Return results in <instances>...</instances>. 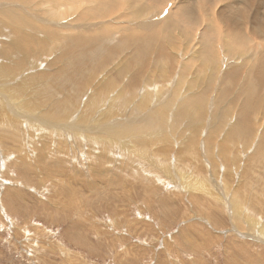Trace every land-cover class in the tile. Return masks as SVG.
Returning a JSON list of instances; mask_svg holds the SVG:
<instances>
[{
	"label": "rangeland",
	"instance_id": "1",
	"mask_svg": "<svg viewBox=\"0 0 264 264\" xmlns=\"http://www.w3.org/2000/svg\"><path fill=\"white\" fill-rule=\"evenodd\" d=\"M160 2L0 0L37 26L0 24V264H264V1ZM73 41L78 91L54 112ZM24 72L52 95L28 104Z\"/></svg>",
	"mask_w": 264,
	"mask_h": 264
},
{
	"label": "bare ground",
	"instance_id": "2",
	"mask_svg": "<svg viewBox=\"0 0 264 264\" xmlns=\"http://www.w3.org/2000/svg\"><path fill=\"white\" fill-rule=\"evenodd\" d=\"M3 1V0H2ZM161 1V2H160ZM169 1H171V0H148V2L150 3V6L148 7V9H150L151 8V6H157L158 4H159V2L161 3V5L163 6V9L166 7L165 5H167V3L169 2ZM248 1V0H247ZM251 2H253L252 4H255L256 2H258V0H250ZM262 1V0H261ZM264 1V0H263ZM6 2H7V0H6ZM51 2H52V0H51ZM56 3V2H55ZM173 3V2H172ZM261 3V2H260ZM259 3V4H260ZM169 4V3H168ZM249 4V3H248ZM247 4V5H248ZM252 4H251V6H252ZM45 5H46V3H45ZM59 5V4H58ZM64 5V4H63ZM247 5H246V7H247ZM262 5V4H261ZM168 6V5H167ZM245 6V5H244ZM15 7V6H14ZM48 7V6H47ZM54 7V6H53ZM52 7V8H53ZM159 7H160V5H159ZM169 7V6H168ZM16 8V7H15ZM13 8V7H9V8H6L5 10H7V11H3V10H1L0 9V24H2V22L4 21V23H6V25H7V27H9V29H10V31H14V32H16L17 34H19V38H23V37H25L24 36V33H25V31H27L28 30V28L27 27H25V28H27L25 31H24V33L22 32V33H20V26L22 25V27H23V25L25 24V25H27V26H29V28L31 27V28H36L35 27V25H34V22L32 23L31 21H29L28 19H26V18H24L23 16H24V12H23V14L21 13V11H20V9H18V8ZM59 8H61V7H59ZM162 8V7H161ZM174 8V7H173ZM51 9V8H50ZM57 9V8H56ZM23 10V9H22ZM53 10H55V9H53ZM167 10V9H166ZM174 10V9H173ZM158 12H159V10H157ZM164 11V10H163ZM244 11H245V9H244ZM165 13H166V11H165ZM194 13V12H193ZM176 15H178L182 20H189V21H194V22H196V23H199L198 21H196L197 19H196V17H194V16H196V14H190L189 13V8H185L184 9V12L182 11V12H179V13H175ZM198 14V13H197ZM27 15V14H26ZM55 14H53L52 13V11L50 12V16L51 17H53ZM202 15V14H201ZM200 15V16H201ZM204 16V15H203ZM203 16H202V19H203ZM27 17V16H26ZM28 18V17H27ZM206 18V17H205ZM232 18V17H231ZM231 18L229 17L228 19H230V21H231ZM257 18L258 17H256V20H257ZM46 19V18H45ZM234 18H232V20H233ZM262 21V20H261ZM260 22V21H259ZM3 23V24H4ZM24 23V24H23ZM61 23V22H60ZM202 24V23H201ZM212 23H210V25H211ZM262 24V23H261ZM260 24V25H261ZM37 25V24H36ZM38 25L40 26V23H38ZM43 25H45V24H43ZM42 25V26H43ZM67 25V24H66ZM208 25H209V23H208ZM213 25V24H212ZM41 26V27H42ZM49 26V25H48ZM63 26V25H62ZM68 26V25H67ZM214 26V25H213ZM44 27H47V26H44ZM69 27V26H68ZM72 27V26H71ZM260 27V26H259ZM263 27V26H262ZM63 28V27H62ZM44 29V28H43ZM65 29V28H64ZM1 30V29H0ZM31 30V29H30ZM38 30V29H37ZM48 29H46V30H44V32H46ZM31 31H33V30H31ZM30 31V32H31ZM35 31V30H34ZM33 31V32H34ZM244 31V30H243ZM65 32H67L66 30H61L60 28L59 29H55V28H52L51 29V32L50 33H57V34H59L60 35V37L61 38H64L65 36H66V39H65V41H64V43H60L59 45H61L62 47H64V49L66 50L67 49V45H66V43L65 42H67L69 39H70V37H71V34H69V33H66V34H64ZM238 32V31H237ZM214 33H217V31H214L213 32V34ZM234 33V35H229L228 36V41L229 42H231L235 47H241V46H243L245 43H247V41L249 40L248 38V36H247V34H242V32H241V34H238V33H235V32H233ZM244 33H246V32H244ZM80 36H82V34L81 33H78ZM259 36H264V28H262V29H260L259 30ZM12 34H11V32H9V31H6V34H4V38H8V40H9V37L11 36ZM214 35H216V34H214ZM249 35V34H248ZM58 37V36H57ZM7 40V41H8ZM34 40V39H33ZM36 40V39H35ZM58 41V40H57ZM78 41V40H77ZM80 41H82V42H84V44L86 45V43H85V41H83V40H80ZM194 41L195 42H197V39H194ZM251 39L249 40V43H247V44H245L246 46L247 45H249L251 42ZM95 42H96V40H93V42L91 43V45H94L95 44ZM198 44H199V46H198ZM198 44H195V45H197V47L198 48H196L195 50L193 49V51L195 52V53H192L193 55H195V56H201V57H204V53L205 52H208L209 50H210V48L208 47V46H202L199 42H198ZM257 45V44H256ZM87 46V45H86ZM72 47H73V49H77V50H79L78 51V54L77 55H75L74 56V59L72 58V60H71V58L70 59H67V60H65L64 62H63V65L64 64H67V66H66V68H67V70H65V71H63L62 69H61V71H58L59 73H61L62 71L65 73L64 74V78H66L65 79V81H67L68 83H71L72 84V91L70 92V93H66V94H61V101H60V99H59V104H58V107H59V110H54V112H56V111H60L61 113H63L64 111H65V109L67 108V109H69L68 107H65V105L67 104V105H69L70 103L72 104L74 101L72 100V98L73 97H75L74 95L75 94H77V91H78V87H77V80L80 78V76L81 75H77L76 76V74H75V77L74 76H72L73 74H71V72H70V70H74L75 68H79V65L81 64L80 62H81V60H82V58H84L85 59V50H84V48L83 47H80V46H78L77 45V43H76V41H73V43H72ZM118 47V46H117ZM220 48V47H219ZM223 48V47H222ZM190 50V49H189ZM223 50V49H222ZM67 51V50H66ZM73 51H76V50H73ZM97 58L98 57H100V56H98V55H95ZM62 59V57H59V58H57V59ZM237 59L238 58V56H235V57H233V59ZM231 59H232V56H231ZM83 61V60H82ZM98 61V60H97ZM50 62L52 63H54V60L53 61H51L50 60ZM99 62V61H98ZM223 62V61H222ZM49 63V62H48ZM51 63H49L48 64V66L51 64ZM254 64V63H253ZM84 65V64H83ZM51 66H53V64L51 65ZM82 66V65H81ZM256 66L258 67V68H261V69H259V70H264V56L263 57H260V59H259V61L258 62H256ZM252 67V66H251ZM62 68V67H61ZM65 68V67H64ZM134 69V68H133ZM258 70V71H259ZM126 71H127V69H126ZM255 71V70H254ZM9 72H10V76H12V75H14L13 73V68L12 69H10L9 70ZM77 72V71H76ZM131 72V71H130ZM260 72V75L262 74L261 73V71H259ZM32 73H34L33 71H32ZM136 73H138V72H136ZM256 73V72H255ZM264 73V72H263ZM63 74V73H62ZM246 74H247V72H246ZM257 74V73H256ZM38 74H36V76H35V74H32V75H30V74H26V76H25V72H24V76H23V84L22 85H26V88H28V87H30V92H31V94H30V98H31V100L29 101V99H27V103L28 104H33L34 103V101L37 99V97L39 96V95H41V96H46V95H52V93L51 92H49L48 90V86H44L43 88H39L38 87V85L39 84H41L42 82L41 81H37V80H35L34 78H39V76H37ZM69 76V77H68ZM58 77H60V75L58 76ZM137 76L135 75V78H136ZM15 78L16 77H13V79L15 80ZM33 79L34 81H26V79ZM64 78H61V79H64ZM138 78V77H137ZM232 78V77H231ZM13 79H12V81H13ZM245 79V78H244ZM264 80V79H263ZM17 81V80H16ZM19 81V80H18ZM11 81H9L8 83H10ZM18 86L17 87H19V85L21 84V83H16ZM15 85V84H14ZM32 87V88H31ZM11 88V87H10ZM24 88V87H23ZM26 88H24L25 90H26ZM61 88H63V87H61ZM238 89V88H237ZM17 91V90H16ZM15 91V92H16ZM21 92V91H20ZM24 92V91H23ZM69 94H72V95H69ZM23 95V94H22ZM262 96V95H261ZM197 97V96H196ZM195 98V97H194ZM39 99H41V98H39ZM196 99H198V97L196 98ZM248 99V98H247ZM202 100V99H201ZM250 100H252V99H250ZM257 102L256 103H262L263 102V100H264V97H260L259 99L258 98H256L255 99ZM3 101V100H2ZM193 101V100H192ZM196 101V100H195ZM1 102V101H0ZM3 103V102H2ZM247 103H249V101L247 102V100H246V104ZM22 105H23V103H22ZM214 105V104H213ZM6 106V105H5ZM93 103L91 104V105H88V106H86L85 107V109L86 110H84L85 111V114H83V112L79 115V117H83V118H88L87 117V115H89V114H87L86 115V112H87V110H89V108L92 110V112L94 111L95 112V115L93 114V113H90V114H92V115H94L93 116V119L92 120H90V118H88L87 120H84V125H83V123L81 122V121H76V122H74V123H77V124H79V126L80 125H82L83 127H87V128H85L84 130L85 131H87V130H91L90 129V126H92V128L93 129H97V128H100L102 125H103V123H101L100 122V117H99V115H98V109H99V107H97V109H96V106H93ZM215 106V105H214ZM245 106V105H244ZM247 106V105H246ZM255 106H256V104H255ZM216 107V106H215ZM2 108V107H1ZM0 108V109H1ZM248 108V107H247ZM256 108H258V107H256ZM256 108L254 109L255 111H256ZM189 109H192V108H186L185 107V109H184V111L183 112H188V110ZM246 109V108H245ZM249 109V108H248ZM91 110H89L90 112H91ZM101 110V112H102V109H100ZM194 110V109H193ZM106 111V110H105ZM195 112H196V110H194ZM258 111V110H257ZM256 111V112H257ZM68 112V111H67ZM106 113H107V111H106ZM105 113V114H106ZM100 114V113H99ZM108 114V113H107ZM150 115H151V113H150ZM91 116V115H90ZM106 116V115H105ZM263 116V115H262ZM6 118H7V116H5ZM21 117L24 119V117H23V115L21 114ZM157 117V116H156ZM103 118V117H102ZM263 118V117H262ZM104 119H105V117H104ZM247 119V118H246ZM5 120V119H4ZM4 120H2L4 123H5V121H7V119L4 121ZM9 120H19V118H18V115L16 114V115H14V114H12L11 115V118H9ZM35 119H33L32 121H30V122H28V125H30L31 127H32V122L34 121ZM150 120V119H149ZM153 120H156V119H153ZM159 120V118L157 119V121ZM249 120V119H248ZM96 121L98 122V124H96ZM247 122V121H246ZM249 122V121H248ZM247 122V123H248ZM9 122L7 121V123L6 124H8ZM13 123V126L15 127L16 125H17V122H12ZM36 123V122H35ZM157 123H159V122H157ZM259 123V122H258ZM2 124V123H1ZM19 124L22 126V124H21V122H19ZM153 124H154V121H153ZM9 125V124H8ZM11 125V124H10ZM251 125V124H250ZM250 125H249V127H250ZM259 125V124H258ZM34 126V125H33ZM75 126V125H74ZM8 127V126H7ZM69 127V126H68ZM147 130L148 128L146 127V126H144V123H143V125H141V130L143 131V132H145L146 130H143L144 128ZM155 127H156V124H155ZM245 127H247L248 128V125H246ZM9 128V127H8ZM36 128H38V127H36ZM63 128H66V126H64ZM107 128H111L109 125L107 126ZM243 128V127H242ZM67 129V128H66ZM74 129V128H73ZM245 129V128H244ZM251 129H252V127H251ZM253 129H255V128H253ZM72 130V129H71ZM239 130H241V128L239 129ZM7 131V130H6ZM84 131V132H85ZM249 130H247L246 132L247 133H250V132H248ZM73 132H75V131H73ZM72 132V133H73ZM89 132V131H88ZM241 132V131H240ZM77 133V132H76ZM82 133L83 132H80L79 133V135L81 136L82 135ZM242 134H243V129H242V132H241ZM85 134H87V133H85ZM16 135V134H15ZM75 136H77V135H75V133H74V137ZM241 136V135H240ZM11 137V136H10ZM91 137V136H90ZM254 138V137H253ZM12 139V138H11ZM105 139H107V138H105ZM218 145V144H217ZM229 154V153H228ZM219 168V167H218ZM194 174V173H193ZM200 180H201V178H200ZM199 180V181H200ZM198 181V180H197ZM201 181H203V180H201ZM202 188V187H201ZM197 189H198V187H197ZM196 190V189H195ZM195 192V191H194ZM208 194V193H207ZM262 231H264V230H262Z\"/></svg>",
	"mask_w": 264,
	"mask_h": 264
}]
</instances>
